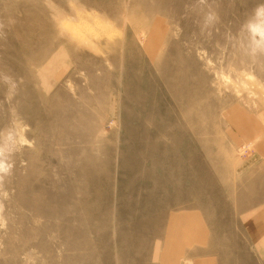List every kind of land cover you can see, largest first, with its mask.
<instances>
[{"label":"rangeland","instance_id":"rangeland-1","mask_svg":"<svg viewBox=\"0 0 264 264\" xmlns=\"http://www.w3.org/2000/svg\"><path fill=\"white\" fill-rule=\"evenodd\" d=\"M229 107L264 127V0H0V264H148L197 206L220 264H264Z\"/></svg>","mask_w":264,"mask_h":264},{"label":"crops","instance_id":"crops-1","mask_svg":"<svg viewBox=\"0 0 264 264\" xmlns=\"http://www.w3.org/2000/svg\"><path fill=\"white\" fill-rule=\"evenodd\" d=\"M222 119L228 142L245 150L231 164L237 192L227 212L236 214L252 252L264 259V127L238 107L225 109ZM227 223L206 206L171 211L148 264H220L221 241L213 227Z\"/></svg>","mask_w":264,"mask_h":264},{"label":"clouds","instance_id":"clouds-1","mask_svg":"<svg viewBox=\"0 0 264 264\" xmlns=\"http://www.w3.org/2000/svg\"><path fill=\"white\" fill-rule=\"evenodd\" d=\"M9 167L10 164L3 157H0V173H6Z\"/></svg>","mask_w":264,"mask_h":264}]
</instances>
